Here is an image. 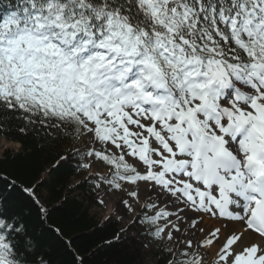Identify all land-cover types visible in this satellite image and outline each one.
Returning a JSON list of instances; mask_svg holds the SVG:
<instances>
[{
	"label": "snow or ice",
	"instance_id": "snow-or-ice-1",
	"mask_svg": "<svg viewBox=\"0 0 264 264\" xmlns=\"http://www.w3.org/2000/svg\"><path fill=\"white\" fill-rule=\"evenodd\" d=\"M19 158L43 174H0V264L94 258L21 207L43 228L53 183L133 264H264V0H0V159Z\"/></svg>",
	"mask_w": 264,
	"mask_h": 264
},
{
	"label": "trees",
	"instance_id": "trees-1",
	"mask_svg": "<svg viewBox=\"0 0 264 264\" xmlns=\"http://www.w3.org/2000/svg\"><path fill=\"white\" fill-rule=\"evenodd\" d=\"M18 143H22L19 142ZM30 147V146H29ZM0 174L8 176L10 179H15L18 182L35 183L40 179L42 172L34 174L23 164V158L19 159H0ZM41 203L49 210L50 218L44 227H40L36 219L35 211L28 208L27 202H22L21 207L26 211H31L29 216L30 223L37 229L39 233H45V228L48 225L53 227H60L65 233V239L72 241L73 249L86 250L88 253L95 252L94 258L90 260L89 264H104L110 257H118L121 264H133L134 260L138 258L137 254L131 249L127 253L123 251H105L103 248L97 250V245L102 244V240L97 237L104 235L103 232H98V224L93 222L92 213L89 211L85 214L83 206L79 203L80 190L76 193L67 190V186L60 183H53L44 185L39 190ZM87 201L85 200V204ZM101 217H97V220ZM119 225L113 224L110 230H118ZM105 239L110 237L105 236ZM94 241V242H93ZM49 243L55 247V241L49 238ZM139 255H143V252Z\"/></svg>",
	"mask_w": 264,
	"mask_h": 264
},
{
	"label": "rangeland",
	"instance_id": "rangeland-1",
	"mask_svg": "<svg viewBox=\"0 0 264 264\" xmlns=\"http://www.w3.org/2000/svg\"><path fill=\"white\" fill-rule=\"evenodd\" d=\"M104 214H107L106 212Z\"/></svg>",
	"mask_w": 264,
	"mask_h": 264
}]
</instances>
